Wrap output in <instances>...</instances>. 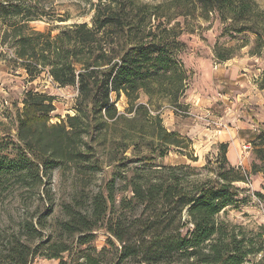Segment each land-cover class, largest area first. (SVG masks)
I'll list each match as a JSON object with an SVG mask.
<instances>
[{
  "label": "trees",
  "instance_id": "trees-1",
  "mask_svg": "<svg viewBox=\"0 0 264 264\" xmlns=\"http://www.w3.org/2000/svg\"><path fill=\"white\" fill-rule=\"evenodd\" d=\"M82 1L93 14L90 25L65 26L53 37L29 27L46 18L54 21L42 0H0L1 46L13 40L16 60L31 79L48 69L58 86L78 87L79 91L75 116L54 125H50L54 98L26 92L17 120V153L3 156L0 146V190L11 184L30 197L39 190L51 202L53 190L44 178L50 181L53 171L73 167L85 181L83 175L91 165L96 172L101 169L86 149L91 130L104 134L105 142L116 143L112 149L123 153L138 146L141 139L149 142L155 155L138 160L143 164L131 177L114 173L107 196L102 191L89 196L82 186L72 202L65 204L66 221L59 224V230L74 236L106 228L122 247L117 249L115 264H264V233L250 235L219 219L221 212L241 203V190L235 184L246 183L249 176L244 169L230 165L228 144H220L215 177L198 185H190L189 175L197 172L190 164L164 167L154 161L177 148L188 151L184 155L191 162H198L189 153L193 141L164 127L161 112L165 103L180 109L189 88L190 75L182 61L186 43L166 28L149 29L155 11L140 6L138 0ZM192 1L203 16L218 14L235 34L264 31V12L255 0ZM214 52L218 63L232 58L227 50L216 48ZM122 95L129 107L120 114L113 96ZM142 95L148 98L147 104L141 102ZM257 125L259 132L253 134L252 142L259 163L252 166L253 175L264 172V125ZM114 159L116 167L125 166V159ZM117 179L127 181L141 213L128 226L125 223L110 230L107 215L115 204ZM257 196L264 200V194ZM46 217L43 214L23 222L19 236L0 248V264H31L40 255ZM69 250L56 248L51 259L66 264L63 255ZM103 254L102 250L98 257L82 256L85 260L75 264H103Z\"/></svg>",
  "mask_w": 264,
  "mask_h": 264
},
{
  "label": "rangeland",
  "instance_id": "rangeland-1",
  "mask_svg": "<svg viewBox=\"0 0 264 264\" xmlns=\"http://www.w3.org/2000/svg\"><path fill=\"white\" fill-rule=\"evenodd\" d=\"M93 1H106L108 4L112 2ZM42 2L54 21L50 22V19L46 18L31 22L29 27L34 31L48 32L54 37L61 32L62 27L75 23L90 25L93 14L82 0ZM255 2L264 12V0ZM137 4L150 6L155 11V16L148 25L149 29L158 31L157 28H166L167 32L177 35L186 43L187 48L182 55L185 67L186 63L192 65L198 58L211 60L210 73L198 65L195 66L198 69L195 72L191 70V73L186 67L190 75L189 88L180 110L187 114L174 112L172 106L167 103L163 104L161 109L165 119L172 117L174 113L178 126L185 124L188 125V129L197 125L201 127L194 133L196 136L191 140L193 145L189 150L198 162H191L190 158L184 155L188 151L171 148L166 158L155 156V163L164 167L190 164L197 171L195 175H189L190 185H198L215 177L213 169L220 154V141L222 144H228L227 155L230 165L244 169L249 176L246 183L235 184L241 190L239 198L242 200L241 203L221 212L219 219L245 230L250 235L264 233V200L257 196L258 193L264 194V172L252 174V166L259 163L254 154L253 138L249 139V134L241 137L238 135V132L247 129L256 134L259 132L257 123L264 125V89L261 88L264 78L263 29H260L258 34H235L228 24L221 22L218 14L210 13L207 17L203 16L201 9L192 0H138ZM61 18L67 21L59 23L58 20ZM260 36L263 40L259 39ZM7 42L6 45L0 44V146L4 149L3 156L14 157L17 153L15 149L20 146L17 139V120L23 109L26 92L35 91L54 98L55 110L50 114V125H54L60 124L69 116H75L79 91L78 87H60L52 82L48 69L31 79L23 69L21 61L16 60L15 51L11 48L13 40ZM216 48L229 51L232 58L225 63H218L214 52ZM256 52L260 54H254ZM203 80H206V85H202ZM188 96H199V99L189 104ZM141 98L142 103H148V98L144 95ZM113 99L118 112L126 113L129 105L125 96L122 95L120 98L113 96ZM212 130L216 131L214 134L216 137L212 138L211 142L204 143L202 133ZM91 131L92 133L85 139L86 149L91 155L92 162L99 161L101 169L96 172L94 166L90 164L92 168L89 167L91 169L83 175L85 181H81V175L77 174L73 167L53 171L50 181L44 178L45 182L50 184L48 187L53 190L51 202L41 192L39 193V190L31 197L30 193L11 184L4 191L0 190V248L11 237L19 236L24 221L46 214L47 228L42 238V242L45 243L41 247L40 255L31 264H61L60 260L51 257L57 252L56 248L62 246L70 249L63 255L62 261L66 264L82 262L85 260H81L82 256L88 254L98 257L102 250L103 264L116 263L117 249L121 250L122 247L113 233L106 228L74 236L65 235L59 230V224L66 221L64 206L72 202L74 193L80 191L82 186L89 196L101 191L106 196L109 195L114 173L120 172L123 176L131 177L134 169L143 164L138 160L144 156L151 157L155 152L150 151L152 147L148 146V141L140 139L138 146H133L127 153H123L121 149H112L116 143L112 145L105 142L104 134L94 129ZM110 135L111 133H108V138ZM114 157L121 162L125 159V166L116 167ZM204 166H207L206 169H203ZM114 188L115 204L107 215L110 230L111 228L117 230L118 226L122 227L125 223L128 226L141 213V207H137L132 201L133 194L127 187V181L122 183L117 179ZM87 239L90 240L89 243L80 244L81 240Z\"/></svg>",
  "mask_w": 264,
  "mask_h": 264
},
{
  "label": "crops",
  "instance_id": "crops-1",
  "mask_svg": "<svg viewBox=\"0 0 264 264\" xmlns=\"http://www.w3.org/2000/svg\"><path fill=\"white\" fill-rule=\"evenodd\" d=\"M211 61V60H210ZM210 61H207V60H204V58H198L197 60H195L193 62L192 65H189L188 63H186V67L188 68V70L190 71V73L192 72L191 70H193L194 72L198 69V67H195V66H199V67H203V69L207 72V73H210ZM207 82L206 80H203L202 82V85H206ZM203 87V86H202ZM189 97V96H188ZM197 99H199V96H190L187 100V103L189 104H193L197 101ZM204 99V97H203ZM192 108H193V105H192ZM168 116V114L166 115ZM165 117V116H164ZM165 119V118H163ZM169 122V123H168ZM164 123L166 124V127H168L169 130H173V131H178L181 135L182 134H185V136H188L191 140H193V138L196 136V134H194L197 129L201 128L200 126H193L191 128L188 129V125H185L183 124L182 126L181 125H177L178 124V121L174 115V113H172V117H168L164 120ZM177 123V124H176ZM186 128H185V127ZM215 130H212V131H205L202 133V136H203V141L204 143L206 142H211L210 140H212V138L216 137L215 134ZM249 134V135H248ZM253 132L250 130V129H247V130H241L240 132H238V135L241 137L244 136V135H248L249 139L253 138ZM215 141H212V143H214ZM221 144H222V141H220ZM202 145H203V142H200ZM205 145V144H204ZM203 145V146H204Z\"/></svg>",
  "mask_w": 264,
  "mask_h": 264
},
{
  "label": "built area",
  "instance_id": "built-area-1",
  "mask_svg": "<svg viewBox=\"0 0 264 264\" xmlns=\"http://www.w3.org/2000/svg\"><path fill=\"white\" fill-rule=\"evenodd\" d=\"M51 81L54 82L53 78L51 77ZM174 112H177L178 114H187V112L183 111L182 109H178V108H173Z\"/></svg>",
  "mask_w": 264,
  "mask_h": 264
}]
</instances>
